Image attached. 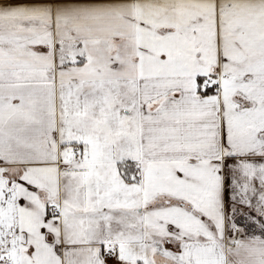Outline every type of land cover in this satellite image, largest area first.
Listing matches in <instances>:
<instances>
[{
    "label": "snow or ice",
    "instance_id": "1",
    "mask_svg": "<svg viewBox=\"0 0 264 264\" xmlns=\"http://www.w3.org/2000/svg\"><path fill=\"white\" fill-rule=\"evenodd\" d=\"M0 264H264V0H0Z\"/></svg>",
    "mask_w": 264,
    "mask_h": 264
}]
</instances>
